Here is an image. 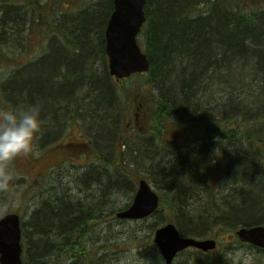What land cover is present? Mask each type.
I'll return each instance as SVG.
<instances>
[{
    "label": "trees",
    "instance_id": "trees-1",
    "mask_svg": "<svg viewBox=\"0 0 264 264\" xmlns=\"http://www.w3.org/2000/svg\"><path fill=\"white\" fill-rule=\"evenodd\" d=\"M73 2H76V8ZM81 2L60 0L54 5L42 4L39 0L4 1V15L0 20V31L3 30L4 38V71L0 81L5 102L17 107L39 104L41 113L48 114L45 120L51 129L48 134L52 136L47 138L54 142L65 131L62 140H57L50 147L63 143L66 138L65 147L66 151L71 150L72 154L68 153L70 156L84 152L85 144L67 138L72 128L83 131L85 123L81 122V117L85 120L92 117V114L86 115L87 106L95 107L93 114L102 110L114 115L115 101L120 103L121 100L128 120L121 140L126 138L130 125V131L133 130L134 135L142 140L153 141L151 147L154 145V152H146V161L155 162L157 156L162 154L157 149L159 145H172L173 152L183 153L184 143H200V148H210L211 145L216 146L217 141H226L229 145L236 141H246L248 147H242L246 158L231 162L222 173L217 155L203 157L206 165L200 162L198 152L196 156L188 151V158L184 159V166L189 164L187 168L196 169L211 182L219 177L224 178L227 182L225 188L230 189V194L222 198L216 199L213 191L206 195V201L201 206L188 204L189 198L199 197L197 186L200 180L192 172H186L184 166L178 170L181 165L178 160L169 161L168 167H163L162 163L156 168L153 166L152 176L148 179L156 187L165 184L172 192L178 190V198L162 194L160 206L165 208L167 214L174 216L175 220L178 219L177 224L182 233L219 240L216 251L203 253L195 249L187 250L179 255L174 264H235L229 251L236 247H247L264 255V250L244 245L236 236L240 227L264 225V0H223L220 3H213L212 0H148L147 23L142 31L144 51L151 61L147 85H156L160 96L151 93L144 82L136 91L144 89L148 96L143 94L140 97L139 94H134L135 89L129 81L144 74L135 75L117 86L108 70L105 31L114 10V0H99L84 5ZM58 8L61 11L57 14ZM59 13L61 18H57ZM14 16L16 21L18 19L21 22H14ZM26 22L30 23L28 29ZM247 23L253 24L248 26ZM17 30L22 32L21 42L27 43V52L34 58L27 59L28 61L21 59L26 65L14 72L16 58L11 56L16 54L17 45L6 41L9 37L14 38L12 34ZM44 53L48 55H41ZM98 63H103V75L97 71ZM226 64L227 68H223ZM182 68L185 73L180 77L183 79L173 81L175 72L179 74ZM191 68L194 71H190ZM219 70H232L234 73L242 71L248 75L244 74L231 87L233 84L228 80L219 78V81L215 78V72ZM119 90L123 94L122 99ZM214 97L224 100L216 108V112L219 109L218 112H223L226 118L221 122L216 121V114L211 108ZM88 98L94 101L85 105L81 103ZM205 100L208 112L206 117L200 118L195 110L198 102ZM73 105H76L75 110H71L72 107L75 108ZM75 114L81 117H76ZM112 118L109 116L100 120L97 127L102 138L113 139L116 126H111L110 129L107 126ZM122 145L120 143L117 149V161L123 157ZM86 149L84 154H89V149ZM211 149L214 154L215 147ZM227 149L232 150L229 146ZM88 156L93 161L85 171L95 174L93 177H88V173L84 175L81 184L85 188V196L82 200L66 201V190L52 186L51 207L43 209L36 217L38 227H44L50 231L51 236L57 238L49 246L45 239L36 242L34 250H44L45 258L56 257L66 250V253H75L74 257L80 252L83 264H95L97 256L99 264H102L103 261L109 263V258L105 260L108 256L106 251L108 254L110 250L114 253L120 248L114 242L116 244H111L113 248L105 245L96 251H88L86 236L92 227L109 217L108 206L111 205L112 196L118 199L121 194L135 192L132 188L134 179L131 178V185H127L121 181L123 170L112 169L114 166L119 167L117 161L115 165L99 153ZM96 159L99 161L97 168ZM253 169L259 171L254 173ZM127 172L133 174L132 170ZM254 176H257L255 178L258 182L253 180ZM112 177L114 181L107 182ZM93 178L97 181L93 183L94 190L93 187L91 190L87 181L90 182ZM159 179L166 180L167 183ZM194 179L196 182H193ZM186 182L195 187H185L183 184ZM58 190L63 191L60 197L57 195ZM204 200L200 198L199 202ZM130 204L122 209L128 208ZM201 209L203 215H198ZM116 211L113 210L111 215H115ZM168 222H173L172 218H168ZM161 224L162 222L158 225ZM157 227H153L152 231ZM45 236L43 233V237ZM153 252L157 264H165L155 247ZM40 261L44 262L42 257Z\"/></svg>",
    "mask_w": 264,
    "mask_h": 264
},
{
    "label": "rangeland",
    "instance_id": "rangeland-1",
    "mask_svg": "<svg viewBox=\"0 0 264 264\" xmlns=\"http://www.w3.org/2000/svg\"><path fill=\"white\" fill-rule=\"evenodd\" d=\"M42 4H50L53 3L54 5H57L56 2L60 0H39ZM82 1V5L89 4L92 2H99V0H80ZM197 1V0H196ZM213 3H220L223 2V0H212ZM3 3V0H0V4ZM74 7L76 8V2L72 3ZM242 6V4H241ZM201 7V6H198ZM61 11V9H56V13ZM67 11V10H66ZM1 16V14H0ZM61 13H59L57 18H61ZM22 32L18 36H16V40H22L21 38L23 35H21ZM141 45L145 49V44H144V37L141 35L140 37ZM3 42V41H2ZM15 42L16 48V54L11 56L16 58V69H20L23 65L22 61H26L27 59L34 58L33 55L29 54L26 49L27 43H22ZM42 49H40V52L42 53ZM13 53V52H12ZM14 54V53H13ZM23 59V60H21ZM190 59H188L189 61ZM28 61V60H27ZM193 61V60H192ZM194 62V61H193ZM192 63V62H191ZM227 68L226 66L223 65V68ZM97 71L99 74L101 73L102 75L104 74V66L103 63H98L96 65ZM26 70V69H25ZM190 71H194L189 69ZM189 71V72H190ZM253 72V71H252ZM251 72V73H252ZM184 69H180L179 74L175 72V75H173L172 80L178 81L182 76H184ZM198 72H196L197 74ZM225 74V72H223ZM245 75H248V73L242 72L241 78ZM148 75L149 74H144V76L141 77H135L129 83L131 86L135 89L134 94H139L138 96H142L144 94L148 96V93L143 89V91H136L137 89L141 88L144 84L147 85V80H148ZM181 75V77H180ZM233 75V74H232ZM187 77V76H186ZM114 83L118 86L120 83L116 81L115 78H113ZM145 82V83H144ZM128 83V82H127ZM128 83V84H129ZM144 83V84H143ZM174 83V82H173ZM175 85V84H174ZM148 89L151 91L156 96H160V91L156 87V85H147ZM178 92V91H177ZM120 93V90H119ZM72 95H70V98H72ZM120 97L123 96L122 93L119 94ZM117 96V98H120ZM122 99V97H121ZM221 99V98H220ZM116 100V99H115ZM114 100V101H115ZM94 101L91 98L86 99L85 101H81V103L88 104L90 102ZM120 101V99H119ZM116 103V113L113 115L112 112H102V110H99L96 112V114H93L95 112V107L92 106H87L88 113L87 114H92V117H87L88 119H83L81 115L75 114L76 117H81V122L85 123L83 124V131L80 129H74L72 128V132L67 138L68 140L71 141H77L85 144L84 152L87 150L86 147L89 149V154L93 153L95 156L96 154L99 153V155L103 154L107 158H109V161L111 163H114L117 161L119 155L117 152L118 147L120 146V143H123L121 147V151L123 154V157L120 161H117V165L119 166L118 168L114 166L112 167L113 170L119 169V171L123 170L124 174L121 177V181L126 183L127 185H131V178L134 179L132 188H134V193L131 194H121L120 197L117 199L116 196H112L111 199V205L108 206L109 209V217L105 219L106 221L95 225L90 229L86 236V250L88 251H96L99 248L107 245L108 247H112L111 244L114 242H117L120 246L118 250H116L114 253L112 251L108 252L106 251L105 254L108 256L105 258H109V263H106V261H103L102 264H157L155 254L153 252V247L156 248V246L153 243V227H157L160 222L162 224H167L168 218H172L173 223L177 224V220H175L174 216H170L169 214L166 213L165 208H162L159 210V212L156 214L155 217L148 218L146 220L142 221H124V220H119L115 219V215L113 214V210H120L123 207H125L127 204L131 203L133 199L132 196L135 195L137 191V184L139 181L140 177L148 178L151 177V169L153 166L155 168L162 163L163 167H168V162L169 161H175L178 160L180 168L178 170L182 169L184 166V159H187L186 157L187 152L189 151L190 153L196 154L198 152V156H200V162L203 165H206V162L203 160V157H207L209 155H212L214 157L217 155L221 162L220 164V170L226 168L228 164L231 162H235L237 160V154L239 152V147H244L247 148L248 144L246 141H239L232 144H227V142H222L220 143L219 141H214L213 143H216V146L211 145L210 148H200V143L196 145L194 144H186L184 143V147L182 148L183 153L179 152H173V146L168 145V147H164L159 145L160 147L157 148L162 154L157 156V159L155 162L151 161H145V156L146 152H154V145L151 147L153 144V141H147V140H142L141 137H138L133 132V130L129 125V132L127 133L126 138L122 139V134L124 135V127L128 123V120L125 115L124 111V103L123 100L118 103ZM224 103V100H218L216 97L213 98L211 108L213 110V113L216 114V108H219V104ZM102 104V103H100ZM15 109L18 108L17 105H13ZM76 109V105H73ZM102 106V105H101ZM102 108V107H101ZM3 106H0V111H3ZM86 110V111H87ZM85 111V110H84ZM93 112V113H92ZM48 114L41 113V118L42 120L47 119ZM112 116L113 118L109 123H107L109 129L111 126H116V131L115 135L112 138L110 137H104L102 138V135L98 131L99 122L100 120H104L107 117ZM121 116V117H120ZM216 121H223L219 120L221 117H217V114L214 116ZM44 123L48 124L47 121H43ZM113 123V125H112ZM128 126V124H127ZM70 128V129H71ZM115 128V127H113ZM51 132V129L47 130V133ZM65 132V131H64ZM64 132L59 136L57 140H62ZM82 132V134H81ZM52 136V135H51ZM57 136V135H54ZM48 140V138L46 139ZM56 140V141H57ZM66 138L62 141L63 143L55 146L54 148H51L50 146L53 145L54 142L56 141H51L48 140L50 143H46L47 145H44L43 141L44 140H36L35 142V147H34V152L38 151L40 153L39 156H36L34 154H28V155H22L18 158H16L14 161H12L7 167L8 169L12 172L14 179L10 182L8 188L6 190L2 191L1 198H0V217L5 213V212H17L22 215L23 219V224H24V233H25V240H24V246H25V264H83L82 260L83 258H80L81 254L78 252V256L74 257L75 253H66L65 251L62 252V254L56 256V257H48L45 258V251L43 250L42 252L38 250H34V245H36V242L42 241L52 243L57 240L56 237H53L49 234V230L45 229L44 227L40 229L37 225L36 222V217L37 215L45 208H47V204L50 203L51 198L49 199V202L46 203L45 201V196L44 192L47 191L48 189H51L52 186H55L56 188H62L64 191V194H66L65 199L66 201H74L77 202L78 200H82V198L85 196L84 191L85 188L83 189V184L82 179L85 174L88 173V177L91 175L93 177L94 172H86L85 170L88 169L89 166H86L88 163H90L93 159L89 158V154H84L83 153H78L75 154V156H70L68 153H71V150L66 151L65 147V141ZM65 141V142H64ZM241 142V143H240ZM238 145V146H236ZM227 146L231 147L232 150H228ZM53 147V146H52ZM215 147L214 154L212 153V149ZM45 148V149H44ZM137 148L140 149V161H138V152ZM244 148H242L244 150ZM44 151V152H43ZM233 151V153H231ZM216 152V153H215ZM44 153L45 156L42 155ZM96 153V154H95ZM168 153L169 155H165ZM72 154V153H71ZM232 154V155H231ZM234 155V156H233ZM166 156V157H164ZM31 158H34L32 160ZM165 159L164 161L161 160ZM97 159L95 161V167L97 166ZM238 162V161H236ZM16 163V167H12V164ZM102 164V162H101ZM249 164V163H248ZM116 165V164H115ZM189 164H186L188 166ZM184 166V169L186 172L190 173L192 172L193 175L197 176V179L200 180L198 183V191L197 194H199V197L195 195L197 198H189L188 199V204L191 203L192 206H201L203 202L205 203L206 200V195L209 193H212L215 195L216 199L219 197L222 198L227 194H230V189H226V181L224 180L223 177L218 178L214 181L211 182L206 175L200 173L199 171L197 172L196 169H193L192 167H186ZM94 167V168H95ZM97 168V167H96ZM128 170H132L133 174H130L127 172ZM156 170V169H155ZM96 172V170H94ZM258 169H253V172H258ZM251 172H249L250 175ZM254 175V174H253ZM86 177V176H85ZM87 177V178H88ZM257 176L253 177V180L256 182L257 179L255 178ZM261 177V176H260ZM96 178V177H95ZM95 178L91 179L90 182L87 181L89 189L92 190L91 187H93L94 190V185L95 183L94 180ZM223 178V180H222ZM111 180L112 182L114 181V177L112 179H107V182ZM160 180V179H159ZM136 181V183H135ZM162 181V180H160ZM166 181V180H165ZM162 181L164 183H167V181ZM253 181V182H255ZM193 182H196V179H194ZM91 183V184H89ZM152 183V182H151ZM153 188L159 193V195H168L170 197H177L176 192H172L171 190L168 189L167 186L161 185V187H156L153 183ZM187 188H193V184H183ZM32 186V189L30 187ZM210 189H208V188ZM234 187V186H232ZM30 189V191H29ZM234 189V188H232ZM231 189V190H232ZM131 190V189H130ZM237 190V189H236ZM31 192L29 194V192ZM57 195L62 196L63 191L58 190ZM41 195V197L39 196ZM181 195V192H179L178 196ZM28 196L31 198L29 199ZM231 196V195H230ZM50 197V194L48 195V198ZM166 197V196H165ZM178 198V197H177ZM200 198H203L204 201L199 202ZM117 199V200H116ZM40 203H43L40 205ZM221 205V204H219ZM116 211V212H117ZM203 209L199 210L198 215H203ZM159 222V223H158ZM158 223V224H157ZM161 224V225H162ZM164 224V225H165ZM43 231V232H42ZM46 235L45 237H43ZM49 235V236H47ZM64 241L61 240V243ZM116 244V243H114ZM144 246V247H142ZM157 250V248H156ZM158 251V250H157ZM39 252V253H38ZM31 253L33 255H31ZM231 259L234 261L235 264H264V255L258 254L255 250H252L250 248H235L229 251ZM96 254V252H95ZM103 254V253H102ZM104 254V255H105ZM41 257L43 258L44 262H41ZM45 258V259H44ZM38 259V260H37ZM99 258L97 256V260H95V264H99Z\"/></svg>",
    "mask_w": 264,
    "mask_h": 264
},
{
    "label": "water",
    "instance_id": "water-1",
    "mask_svg": "<svg viewBox=\"0 0 264 264\" xmlns=\"http://www.w3.org/2000/svg\"><path fill=\"white\" fill-rule=\"evenodd\" d=\"M115 10L106 30V51L112 76L118 80L136 73L148 72L150 60L142 51L137 37L145 22L146 0H114ZM159 195L146 180H141L139 190L130 208L117 214L120 219L138 220L153 214L159 206ZM241 241L264 248V226L244 227L238 231ZM22 230L20 217L8 214L0 220V263L23 264ZM158 246L166 264H172L183 250L195 247L204 252L216 249L215 240H198L181 236L174 224H167L155 233Z\"/></svg>",
    "mask_w": 264,
    "mask_h": 264
},
{
    "label": "clouds",
    "instance_id": "clouds-1",
    "mask_svg": "<svg viewBox=\"0 0 264 264\" xmlns=\"http://www.w3.org/2000/svg\"><path fill=\"white\" fill-rule=\"evenodd\" d=\"M42 124L39 104L0 111V190L14 179L7 167L12 161L22 155H40L34 147Z\"/></svg>",
    "mask_w": 264,
    "mask_h": 264
},
{
    "label": "bare ground",
    "instance_id": "bare-ground-1",
    "mask_svg": "<svg viewBox=\"0 0 264 264\" xmlns=\"http://www.w3.org/2000/svg\"><path fill=\"white\" fill-rule=\"evenodd\" d=\"M12 20L14 21V22H16V23H19V22H21V20H18L17 19V21L15 20V16L14 17H12ZM252 22V21H251ZM26 29H28L30 26H29V22H26ZM248 24V26H252V24L253 23H247ZM20 34V31L19 30H17V31H15V33H13L12 35L14 36V38H10L9 36H7V37H9V40H5L6 42H10V43H13V44H15V42H17V43H19V42H21V40H16V36H18ZM0 40L1 41H3L4 42V38H3V30L2 31H0ZM16 43V44H17ZM49 45H47V47H48ZM42 55H48L47 53L45 54H42ZM222 64V63H221ZM223 72L224 71H222V70H219V71H216L215 72V78L216 79H219V78H221V79H223V80H228L231 84H233V85H231V87H233L235 84H237L238 83V80H240L239 78H241L240 77V75H241V73H242V71H237L236 73H234L232 70L231 71H227V72H225V74H223ZM3 74V73H2ZM233 74V75H232ZM219 81H221L220 79H219ZM218 83V82H217ZM220 83V82H219ZM159 86H161V84H159ZM223 89H225V88H223ZM229 90V89H228ZM223 94H225L224 92H223ZM222 96V95H221ZM207 103V101L205 100V101H201V102H198V105H197V107H196V110L195 111H197V115L201 118V117H206V114H207V112H208V106H205V104ZM219 110V109H218ZM218 110H217V112H218ZM216 112V114H217V117H221L219 120H225L226 118L223 116V112H218L217 113ZM244 141V140H243ZM224 142H226V141H224ZM236 142H239V141H236ZM236 142H233L232 143V145L234 144V143H236ZM236 146H238V145H236ZM137 151H139L140 152V149L139 148H137ZM235 155H237L238 157H237V160L236 161H239V160H243V159H245L246 158V153H245V151L241 148V147H239V152H238V154H237V152H236V154ZM139 156H140V153H139ZM138 161L139 162H142V161H140V158L138 159ZM235 161V162H236ZM248 161V160H247ZM144 162H146V158H145V161ZM250 164H251V162L250 161H248ZM239 165V164H238ZM263 199V196H261V200ZM49 201H47L46 203H48ZM41 204H43V203H40V205ZM51 203H49V204H47V207L49 206V207H51V205H50ZM188 227V226H187ZM40 241H42V239L40 240ZM49 244H51V243H49L48 242V246H49ZM33 246L35 247L36 245H34L33 244Z\"/></svg>",
    "mask_w": 264,
    "mask_h": 264
},
{
    "label": "flooded vegetation",
    "instance_id": "flooded-vegetation-1",
    "mask_svg": "<svg viewBox=\"0 0 264 264\" xmlns=\"http://www.w3.org/2000/svg\"><path fill=\"white\" fill-rule=\"evenodd\" d=\"M0 14H1V16H0V20H2V18H3V8H2V5H0ZM2 58H3L2 41L0 40V75L2 74V69H3ZM1 82H2V81H0V91H1V88H2ZM1 104H2V103H1V99H0V105H1ZM30 189H32V186L30 187ZM30 189H29V191H30ZM2 191H3V190H0V198H1ZM29 191H28V192H29ZM30 193H31V192H29V194H30ZM44 194H45V196H42V197H45V201H46V202L49 201V199H50V197L48 198L49 191H45ZM39 196L41 197V195H39ZM28 198L30 199L31 197L28 196ZM24 238H25V233L23 232V245H24ZM23 247H25V246H23Z\"/></svg>",
    "mask_w": 264,
    "mask_h": 264
}]
</instances>
